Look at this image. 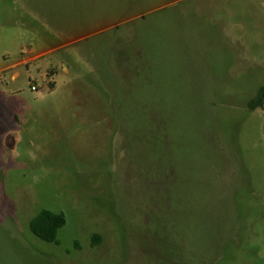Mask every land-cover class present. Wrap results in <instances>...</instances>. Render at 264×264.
Here are the masks:
<instances>
[{
  "label": "rangeland",
  "instance_id": "1",
  "mask_svg": "<svg viewBox=\"0 0 264 264\" xmlns=\"http://www.w3.org/2000/svg\"><path fill=\"white\" fill-rule=\"evenodd\" d=\"M262 87L264 0H0V264H264Z\"/></svg>",
  "mask_w": 264,
  "mask_h": 264
},
{
  "label": "trees",
  "instance_id": "2",
  "mask_svg": "<svg viewBox=\"0 0 264 264\" xmlns=\"http://www.w3.org/2000/svg\"><path fill=\"white\" fill-rule=\"evenodd\" d=\"M264 107V87H262L255 99L249 103V108L255 110ZM66 224L64 214H56L43 210L30 223L32 233L39 239L48 243H57L58 231Z\"/></svg>",
  "mask_w": 264,
  "mask_h": 264
},
{
  "label": "built area",
  "instance_id": "3",
  "mask_svg": "<svg viewBox=\"0 0 264 264\" xmlns=\"http://www.w3.org/2000/svg\"><path fill=\"white\" fill-rule=\"evenodd\" d=\"M33 89H35V88H33Z\"/></svg>",
  "mask_w": 264,
  "mask_h": 264
}]
</instances>
